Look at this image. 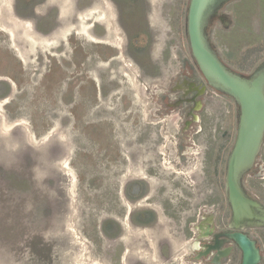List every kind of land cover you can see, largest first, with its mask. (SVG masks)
<instances>
[{"label":"rangeland","instance_id":"1","mask_svg":"<svg viewBox=\"0 0 264 264\" xmlns=\"http://www.w3.org/2000/svg\"><path fill=\"white\" fill-rule=\"evenodd\" d=\"M13 2L0 0V264H49L52 247L68 249L72 232L86 243L75 262L109 264L81 237V224L91 214L113 215L116 187L129 179L130 142L156 93L144 86L170 85L183 60L192 61L187 0H47L43 7L52 5L61 21L48 34L17 16ZM225 9L233 23L213 38L228 40L240 67L247 48L264 44V0H234ZM149 29L148 47L162 63L137 52ZM218 94L217 122L230 101ZM257 164L264 166V147ZM262 175L245 182L264 183ZM56 252L60 261L72 256Z\"/></svg>","mask_w":264,"mask_h":264},{"label":"flooded vegetation","instance_id":"2","mask_svg":"<svg viewBox=\"0 0 264 264\" xmlns=\"http://www.w3.org/2000/svg\"><path fill=\"white\" fill-rule=\"evenodd\" d=\"M46 1L14 0V12L20 18L31 19L37 33L48 34L61 21L52 5L43 7ZM226 13L233 16L226 9L220 12L214 19L213 33L229 30L224 27L229 17ZM146 32L147 42L138 49L139 53L151 52L148 46L155 37L151 29ZM225 39L213 38L222 59L234 69L250 73L255 66L246 71L234 65L235 58L224 47L228 44ZM151 59L154 63L163 62L152 52ZM192 61L183 60L182 69L170 85L144 86L147 93L153 87L156 93L149 103L148 121L141 117L145 121L143 125L139 122L142 130L134 133L130 142L125 159L129 161V179L124 185L115 186L113 215L100 220L91 214L81 224V237L95 245L96 253H107L109 264H243L244 252L233 241L234 234L254 241L261 256L256 264H264V228L232 226L225 175L236 130V115L234 119L231 115L232 104L237 110L236 103L231 97L218 94ZM137 66L145 72L140 63ZM217 94L230 99L228 115L219 122L214 103ZM262 167L256 164L244 183L248 193L264 207V183L252 182L251 186L245 182L247 176H261ZM197 192L201 195L198 200ZM103 201L108 202L109 197H103ZM73 235H67L68 249L52 247L49 264H93L88 260L75 262L78 251L83 255L80 247L86 243ZM58 250L72 256L60 261Z\"/></svg>","mask_w":264,"mask_h":264},{"label":"water","instance_id":"3","mask_svg":"<svg viewBox=\"0 0 264 264\" xmlns=\"http://www.w3.org/2000/svg\"><path fill=\"white\" fill-rule=\"evenodd\" d=\"M232 1L187 0L185 34L191 58L206 82L219 93L231 97L237 107L235 137L227 157L225 175L233 211L232 226L264 228V207L248 193L244 183L264 147V59L250 73L238 71L222 59L212 37L215 17ZM226 14L229 17L224 27L228 29L233 17ZM232 238L244 252L243 264L259 261L261 256L254 241L237 234Z\"/></svg>","mask_w":264,"mask_h":264},{"label":"trees","instance_id":"4","mask_svg":"<svg viewBox=\"0 0 264 264\" xmlns=\"http://www.w3.org/2000/svg\"><path fill=\"white\" fill-rule=\"evenodd\" d=\"M264 50V44H258L255 46H250L249 48H247L244 51V63L241 64L240 68L242 69H251L252 67H254L262 58V52ZM255 53L256 55L254 57L251 58V55Z\"/></svg>","mask_w":264,"mask_h":264},{"label":"bare ground","instance_id":"5","mask_svg":"<svg viewBox=\"0 0 264 264\" xmlns=\"http://www.w3.org/2000/svg\"><path fill=\"white\" fill-rule=\"evenodd\" d=\"M3 126V125H2ZM68 173V172H67Z\"/></svg>","mask_w":264,"mask_h":264}]
</instances>
